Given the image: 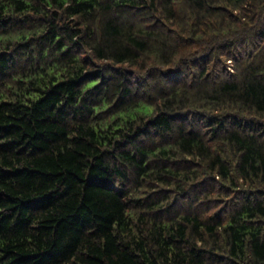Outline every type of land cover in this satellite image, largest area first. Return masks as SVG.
Returning a JSON list of instances; mask_svg holds the SVG:
<instances>
[{"label": "trees", "instance_id": "trees-1", "mask_svg": "<svg viewBox=\"0 0 264 264\" xmlns=\"http://www.w3.org/2000/svg\"><path fill=\"white\" fill-rule=\"evenodd\" d=\"M0 264H264V0H0Z\"/></svg>", "mask_w": 264, "mask_h": 264}]
</instances>
